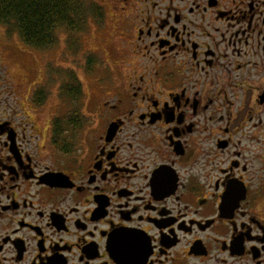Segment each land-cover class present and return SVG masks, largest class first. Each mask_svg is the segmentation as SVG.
<instances>
[{"label":"flooded vegetation","instance_id":"obj_1","mask_svg":"<svg viewBox=\"0 0 264 264\" xmlns=\"http://www.w3.org/2000/svg\"><path fill=\"white\" fill-rule=\"evenodd\" d=\"M85 1L126 61L0 50V264H264V0Z\"/></svg>","mask_w":264,"mask_h":264},{"label":"rangeland","instance_id":"obj_2","mask_svg":"<svg viewBox=\"0 0 264 264\" xmlns=\"http://www.w3.org/2000/svg\"><path fill=\"white\" fill-rule=\"evenodd\" d=\"M95 1L101 3L100 0ZM106 13L107 19L97 22L96 26L89 18L81 33H69L60 27L55 31L56 43L50 48L40 50L27 46L17 31L9 33V29L0 25V50L4 53L3 60L10 62L13 77L26 80L28 88L33 81L44 76L45 65H57L61 69L66 68L70 73L77 71V74L82 76L87 70L103 69L107 62L112 65L116 61L124 62L129 58L125 54L128 43L116 28L114 13L110 9H107ZM121 65L123 66V63ZM27 87L22 90V95L28 93Z\"/></svg>","mask_w":264,"mask_h":264},{"label":"trees","instance_id":"obj_3","mask_svg":"<svg viewBox=\"0 0 264 264\" xmlns=\"http://www.w3.org/2000/svg\"><path fill=\"white\" fill-rule=\"evenodd\" d=\"M104 14L96 4L85 0H0V25L9 33L17 31L27 46L38 50L56 43L55 31L60 27L69 33H81L90 16L99 23ZM64 90L70 98L81 94L80 85L74 87V93L69 84Z\"/></svg>","mask_w":264,"mask_h":264}]
</instances>
